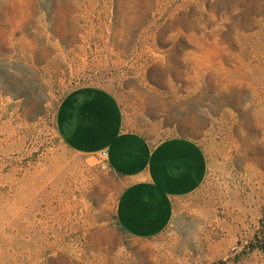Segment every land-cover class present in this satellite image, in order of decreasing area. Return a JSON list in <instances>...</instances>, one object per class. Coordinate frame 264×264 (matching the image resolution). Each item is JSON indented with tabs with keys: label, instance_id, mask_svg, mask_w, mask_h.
I'll return each instance as SVG.
<instances>
[{
	"label": "rangeland",
	"instance_id": "rangeland-1",
	"mask_svg": "<svg viewBox=\"0 0 264 264\" xmlns=\"http://www.w3.org/2000/svg\"><path fill=\"white\" fill-rule=\"evenodd\" d=\"M83 84L207 153L156 236L117 224L119 176L57 131ZM0 264H264V0H0Z\"/></svg>",
	"mask_w": 264,
	"mask_h": 264
},
{
	"label": "crops",
	"instance_id": "crops-1",
	"mask_svg": "<svg viewBox=\"0 0 264 264\" xmlns=\"http://www.w3.org/2000/svg\"><path fill=\"white\" fill-rule=\"evenodd\" d=\"M57 131L74 152L100 156L120 178L115 221L136 237L163 232L181 200L206 179L209 160L203 146L187 135L153 139L129 126L119 97L110 89L83 84L61 99Z\"/></svg>",
	"mask_w": 264,
	"mask_h": 264
},
{
	"label": "built area",
	"instance_id": "built-area-1",
	"mask_svg": "<svg viewBox=\"0 0 264 264\" xmlns=\"http://www.w3.org/2000/svg\"><path fill=\"white\" fill-rule=\"evenodd\" d=\"M107 154H108L107 150H103V151L101 152V157H102V158H106V157H107Z\"/></svg>",
	"mask_w": 264,
	"mask_h": 264
}]
</instances>
